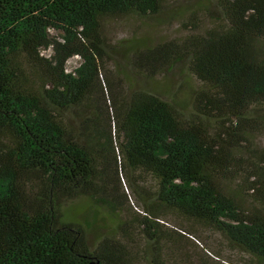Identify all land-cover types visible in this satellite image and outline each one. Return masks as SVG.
<instances>
[{"label": "trees", "instance_id": "1", "mask_svg": "<svg viewBox=\"0 0 264 264\" xmlns=\"http://www.w3.org/2000/svg\"><path fill=\"white\" fill-rule=\"evenodd\" d=\"M172 2L0 0V264H169L164 243L195 229L168 214L264 264V0H203L213 25L170 39L102 36L107 16L178 21ZM122 173L138 251L120 218L92 239L90 211L65 208L85 198L115 221Z\"/></svg>", "mask_w": 264, "mask_h": 264}, {"label": "rangeland", "instance_id": "2", "mask_svg": "<svg viewBox=\"0 0 264 264\" xmlns=\"http://www.w3.org/2000/svg\"><path fill=\"white\" fill-rule=\"evenodd\" d=\"M173 1L171 8L181 6V13L178 15V21H172L169 24L161 25L155 22H151L148 19H141L134 17L135 15L129 14L118 17H104L101 20V32L105 39H108L112 43L117 42L120 39L126 38H139L141 36L149 37L154 40H164L174 37L181 36L185 32V28L192 29L193 26H199L198 28L203 29L213 25L212 21L204 13V11L199 7L201 1L203 0H168ZM199 3V5H198ZM186 26V27H185ZM49 32L53 36L60 35L59 31L50 29ZM51 52L50 48L41 49V54L47 55ZM77 64V59L75 56H71L66 61V69L72 68ZM104 72L111 70V64H103ZM101 78H104L102 76ZM136 82L142 83L141 80ZM123 88H125V85ZM112 90H115L114 85H112ZM254 140L256 143L261 144L263 140L262 135H254ZM121 185L119 186L120 192L124 193V204L127 210L121 213L113 215L110 217L106 208L97 207L96 205L89 203L85 198H80L73 202H69L65 208H67L69 214L67 217L70 219L80 220L79 211L89 210L91 221L95 222L97 232L93 231L89 233L90 238H95L97 234H108L111 230L116 227L119 218L122 222H126V227L123 233L115 230L114 236L122 237L129 245L134 246L131 248L132 251H138L137 248L142 247L144 244L143 231H141V226L133 217L137 218L136 212H141L139 205L134 201L129 187L127 185V180L121 174ZM120 176V175H119ZM137 220V219H136ZM165 221L169 225L183 224V226H190L195 229L192 240L189 237H184L177 242H165L166 247L164 257L169 259V264H234L241 259L242 254L230 249L222 236L215 230L208 228L200 223L185 220L182 218L175 217L168 214ZM175 249V253L172 252L170 256V249ZM138 256V255H137Z\"/></svg>", "mask_w": 264, "mask_h": 264}, {"label": "built area", "instance_id": "3", "mask_svg": "<svg viewBox=\"0 0 264 264\" xmlns=\"http://www.w3.org/2000/svg\"><path fill=\"white\" fill-rule=\"evenodd\" d=\"M76 57V59H79V56L78 55H74Z\"/></svg>", "mask_w": 264, "mask_h": 264}]
</instances>
